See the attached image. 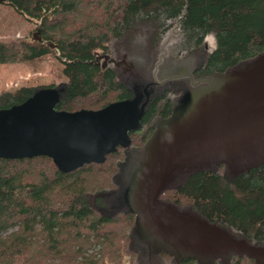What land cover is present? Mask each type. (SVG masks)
Returning a JSON list of instances; mask_svg holds the SVG:
<instances>
[{
	"label": "trees",
	"instance_id": "16d2710c",
	"mask_svg": "<svg viewBox=\"0 0 264 264\" xmlns=\"http://www.w3.org/2000/svg\"><path fill=\"white\" fill-rule=\"evenodd\" d=\"M0 2L36 22L43 39L0 40V63L52 53L67 77L1 91L0 109L44 87L59 92L57 110L137 99L142 108L130 144L102 162L65 171L47 155L0 156V264H204L142 239L127 194L150 159L158 124L184 96L210 86L216 74L245 70L264 56V0ZM209 35L216 39L211 49ZM158 200L164 210L264 247V161L245 169L225 161L175 169ZM211 264L262 263L236 257Z\"/></svg>",
	"mask_w": 264,
	"mask_h": 264
},
{
	"label": "water",
	"instance_id": "95a60500",
	"mask_svg": "<svg viewBox=\"0 0 264 264\" xmlns=\"http://www.w3.org/2000/svg\"><path fill=\"white\" fill-rule=\"evenodd\" d=\"M39 31L34 33V38L41 41ZM46 43L51 48L57 45L52 41ZM263 57L245 70L216 74L210 86L189 92H197L190 99L186 98L187 93L151 147L160 123L172 115L158 124L148 144L150 159L137 171L134 180L141 182L150 169L151 174L143 186L144 194L137 208H131L136 214L138 231L143 227L152 238L161 240L162 246L154 245L157 250H168L178 257L196 258L204 264H211L218 258L229 261L236 257H248L264 264L263 246L248 244L231 235L228 238L213 237L175 227L179 222L196 219L164 210L158 200L171 176V168L177 163L211 149L241 146L251 140L264 148V73L251 77L235 75L249 71ZM59 95L55 88L44 87L26 101L0 109V156L47 155L60 168L70 171L93 161L102 162L105 155L119 145L130 144L129 132L142 113L139 99L117 100L100 109L69 112L56 109ZM203 114L207 119L211 116L227 117L229 126L219 130L217 123L210 124ZM249 124L252 126L244 129ZM193 128L194 132L191 131ZM225 131L231 134L224 135Z\"/></svg>",
	"mask_w": 264,
	"mask_h": 264
},
{
	"label": "rangeland",
	"instance_id": "374dc122",
	"mask_svg": "<svg viewBox=\"0 0 264 264\" xmlns=\"http://www.w3.org/2000/svg\"><path fill=\"white\" fill-rule=\"evenodd\" d=\"M37 28L38 25L36 22L31 21L18 13L11 5L5 2H0V40L8 41L19 37L30 39L34 37V33L37 31ZM206 42L209 49L215 47V36H207ZM63 68L64 65L52 53L20 63H0V92L4 90L14 91L21 85L44 86L53 83L59 84L61 82H65L67 77L63 73ZM257 73L260 75L264 73V57L249 71L235 75L251 77L255 74L258 75ZM124 76L127 78L125 74ZM195 93L197 92L187 94L186 98L190 99L192 95H195ZM138 94L140 95L139 91ZM209 114L212 115L211 112ZM173 115L175 114L173 113ZM173 115L160 123L158 130L151 141V147L154 146L156 139L161 136L160 133L162 132L164 125L172 120L171 118L174 117ZM203 118L210 124L214 122L217 123L216 125H218L219 130H224L229 126V118L227 117L223 119L219 116L215 118H212L211 116L207 119L206 115L203 114ZM250 126H252V124H249L244 129H248ZM194 129L195 128L191 129V131L194 132ZM223 134L230 135L231 133L225 131ZM263 159L264 148L261 147L258 142L251 140L241 146L228 145L224 148L211 149L206 152L199 153L188 160L175 164L171 168V172L178 168L201 167L220 160L227 161L240 168H248L260 163ZM153 162L154 160L152 157V165H154ZM150 174L151 169L141 182H138L136 179L131 184L127 198L132 209H136L139 201L142 199L145 189L143 186L147 183ZM139 183L141 184L140 188ZM184 223L179 222L177 226L172 225L182 228V230L185 231L202 233L206 236L221 238H228L230 236L225 229L206 220L196 219L195 221H185ZM139 233L142 239L151 240L156 247L162 246L161 240L158 239V237L152 238L149 232L143 227H139Z\"/></svg>",
	"mask_w": 264,
	"mask_h": 264
},
{
	"label": "flooded vegetation",
	"instance_id": "af4514ba",
	"mask_svg": "<svg viewBox=\"0 0 264 264\" xmlns=\"http://www.w3.org/2000/svg\"><path fill=\"white\" fill-rule=\"evenodd\" d=\"M106 61L108 60V58L105 59Z\"/></svg>",
	"mask_w": 264,
	"mask_h": 264
}]
</instances>
